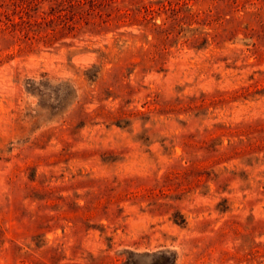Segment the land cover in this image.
I'll return each mask as SVG.
<instances>
[{
    "label": "rangeland",
    "instance_id": "obj_1",
    "mask_svg": "<svg viewBox=\"0 0 264 264\" xmlns=\"http://www.w3.org/2000/svg\"><path fill=\"white\" fill-rule=\"evenodd\" d=\"M0 264H264V0H0Z\"/></svg>",
    "mask_w": 264,
    "mask_h": 264
},
{
    "label": "trees",
    "instance_id": "obj_2",
    "mask_svg": "<svg viewBox=\"0 0 264 264\" xmlns=\"http://www.w3.org/2000/svg\"><path fill=\"white\" fill-rule=\"evenodd\" d=\"M163 257H165V256H163ZM166 258V257H165ZM164 259V258H163ZM166 261V260H165ZM166 263V262H165Z\"/></svg>",
    "mask_w": 264,
    "mask_h": 264
}]
</instances>
